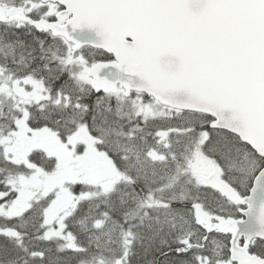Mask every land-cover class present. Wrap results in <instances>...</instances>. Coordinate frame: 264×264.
I'll list each match as a JSON object with an SVG mask.
<instances>
[{"label":"snow or ice","instance_id":"obj_1","mask_svg":"<svg viewBox=\"0 0 264 264\" xmlns=\"http://www.w3.org/2000/svg\"><path fill=\"white\" fill-rule=\"evenodd\" d=\"M42 136L116 181L66 176ZM137 139L167 165L138 190ZM121 179L139 223L113 216ZM109 260L264 264V0H0V264Z\"/></svg>","mask_w":264,"mask_h":264},{"label":"trees","instance_id":"obj_2","mask_svg":"<svg viewBox=\"0 0 264 264\" xmlns=\"http://www.w3.org/2000/svg\"><path fill=\"white\" fill-rule=\"evenodd\" d=\"M161 113H162V111H161ZM160 114H158V115H160ZM157 123H159L161 126L166 127L168 124V121H164V120L154 121V122L150 121L148 126L144 130V135H146L148 131L154 130V127ZM138 135H140V134L138 133ZM173 139H174V137H173ZM126 143L128 144V147L131 149V151L127 152V155L133 157V160H135L137 153L139 152V164L137 165L138 171L132 173V176L136 181L134 187L138 190L143 186L145 174H147L148 179H151L152 178L151 173H152L153 169H155L157 173L163 174L164 172L163 173H161V172L163 170L165 171V169L167 168L165 164H162L160 162L156 163V165H158L159 167L154 168L152 166H149L153 162L151 159L146 157L145 152L149 148H153V147L156 148L157 150H161L163 152L165 151V149L163 148L162 145L154 144L151 139H148L146 143L141 139H137L135 141L126 142ZM117 164L121 168L125 167V165L118 158H117ZM132 189H133L132 184H129L126 181H124L123 179H121L118 183V187L116 189V194L112 197V199L110 201H108V203L114 204V206H115V211L113 212V216L116 220L121 219V213L127 212L129 221L131 223H139L140 222V217L143 215L145 209H142L139 207V200L142 199V197H140L136 200L133 199ZM155 195L157 198L158 197L157 193ZM120 198H122L124 200L123 204H120L118 202V200ZM101 203H105V201L102 200ZM155 211H156L155 209L152 210L153 215L155 214ZM151 219H152V217H148L145 219L144 222L148 223ZM114 227L115 226L110 221L109 225L106 227L104 232L92 233L91 243L92 244H99V246L102 249H107L109 247H116L119 244V230L116 229L115 231H113L112 229ZM87 236H88V234L86 232L81 236V240L85 243H88ZM111 240H115L117 242V245L110 244ZM108 264H111V260L108 261Z\"/></svg>","mask_w":264,"mask_h":264},{"label":"rangeland","instance_id":"obj_3","mask_svg":"<svg viewBox=\"0 0 264 264\" xmlns=\"http://www.w3.org/2000/svg\"><path fill=\"white\" fill-rule=\"evenodd\" d=\"M161 111L162 110L158 111L157 115L160 114ZM52 142H54V141H51V139L43 140L42 138H40L38 141V146L39 147H42V145L47 146L49 148L48 149L49 152H52L54 154L59 153L61 155L62 161L64 163V172H65L66 176H69V177L74 176L79 171V172L85 173L86 175H88L90 178H92L94 180L95 179H102V180H104V182L106 184H112L116 181V177L112 174L111 169L107 165L106 161L101 160V162L103 161L105 163V166L102 168H100L99 165H97L96 163H94L93 165H90V163H89L90 160H87L81 166V165L73 162L70 157H66L64 155V153L62 152V149L59 148V146H57L56 149H53L52 148ZM157 151L163 153V151H161V150H157ZM91 159L95 160V158H91ZM97 160H100V158H97ZM149 166H152L154 168L159 167L158 165H156V164L154 165L153 163H151V165H149ZM166 167H167V165H166ZM163 172H165V171L163 170L161 173H163ZM156 193L158 196L157 198H159L162 195V193H160V192H156Z\"/></svg>","mask_w":264,"mask_h":264},{"label":"flooded vegetation","instance_id":"obj_4","mask_svg":"<svg viewBox=\"0 0 264 264\" xmlns=\"http://www.w3.org/2000/svg\"><path fill=\"white\" fill-rule=\"evenodd\" d=\"M52 145H53L54 148L56 147V144H52ZM36 146H38V142H37ZM93 162H94V160H90L91 164H93Z\"/></svg>","mask_w":264,"mask_h":264}]
</instances>
